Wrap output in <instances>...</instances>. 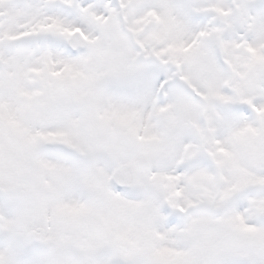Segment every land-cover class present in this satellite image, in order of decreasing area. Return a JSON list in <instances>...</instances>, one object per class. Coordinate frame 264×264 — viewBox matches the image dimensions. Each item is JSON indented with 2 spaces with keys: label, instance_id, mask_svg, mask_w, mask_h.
<instances>
[{
  "label": "snow or ice",
  "instance_id": "obj_1",
  "mask_svg": "<svg viewBox=\"0 0 264 264\" xmlns=\"http://www.w3.org/2000/svg\"><path fill=\"white\" fill-rule=\"evenodd\" d=\"M0 264H264V0H0Z\"/></svg>",
  "mask_w": 264,
  "mask_h": 264
}]
</instances>
